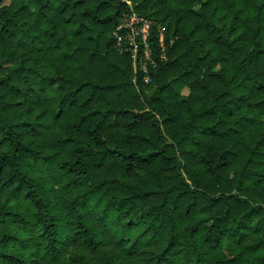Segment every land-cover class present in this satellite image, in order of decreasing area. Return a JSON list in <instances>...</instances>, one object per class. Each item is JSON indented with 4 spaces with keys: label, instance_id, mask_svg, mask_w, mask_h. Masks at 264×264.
I'll list each match as a JSON object with an SVG mask.
<instances>
[{
    "label": "trees",
    "instance_id": "1",
    "mask_svg": "<svg viewBox=\"0 0 264 264\" xmlns=\"http://www.w3.org/2000/svg\"><path fill=\"white\" fill-rule=\"evenodd\" d=\"M0 264H264V0H0Z\"/></svg>",
    "mask_w": 264,
    "mask_h": 264
},
{
    "label": "built area",
    "instance_id": "2",
    "mask_svg": "<svg viewBox=\"0 0 264 264\" xmlns=\"http://www.w3.org/2000/svg\"><path fill=\"white\" fill-rule=\"evenodd\" d=\"M127 4L130 5V3ZM155 27L154 32L153 28ZM164 30L160 25L138 15L132 9L122 16L113 36L119 51L128 53L131 58L134 70L133 84H137L138 70H140L139 76L143 84H149L148 65L155 66L150 39L154 32L160 48H163Z\"/></svg>",
    "mask_w": 264,
    "mask_h": 264
},
{
    "label": "rangeland",
    "instance_id": "3",
    "mask_svg": "<svg viewBox=\"0 0 264 264\" xmlns=\"http://www.w3.org/2000/svg\"><path fill=\"white\" fill-rule=\"evenodd\" d=\"M8 5V2H6V6ZM182 94L183 95H188V91L186 90V89H184L183 91H182ZM120 225L121 226H123L124 225V223H120ZM118 227V226H117ZM138 231H135V232H133L132 233V237L134 238L135 236H137L138 235Z\"/></svg>",
    "mask_w": 264,
    "mask_h": 264
}]
</instances>
